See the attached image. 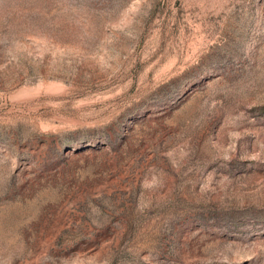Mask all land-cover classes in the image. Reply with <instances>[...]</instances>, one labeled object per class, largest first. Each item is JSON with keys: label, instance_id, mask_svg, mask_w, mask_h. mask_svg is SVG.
Masks as SVG:
<instances>
[{"label": "rangeland", "instance_id": "374dc122", "mask_svg": "<svg viewBox=\"0 0 264 264\" xmlns=\"http://www.w3.org/2000/svg\"><path fill=\"white\" fill-rule=\"evenodd\" d=\"M0 264H264V0H0Z\"/></svg>", "mask_w": 264, "mask_h": 264}]
</instances>
